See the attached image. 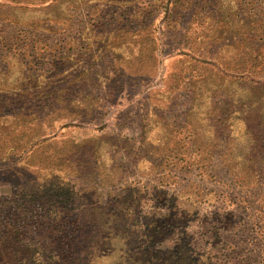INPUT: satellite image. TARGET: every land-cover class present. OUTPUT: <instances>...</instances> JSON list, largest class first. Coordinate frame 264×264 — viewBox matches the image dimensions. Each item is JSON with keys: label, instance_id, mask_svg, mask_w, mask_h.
I'll return each instance as SVG.
<instances>
[{"label": "rangeland", "instance_id": "rangeland-1", "mask_svg": "<svg viewBox=\"0 0 264 264\" xmlns=\"http://www.w3.org/2000/svg\"><path fill=\"white\" fill-rule=\"evenodd\" d=\"M197 237L202 264L264 253V0H0V264H174Z\"/></svg>", "mask_w": 264, "mask_h": 264}, {"label": "trees", "instance_id": "trees-1", "mask_svg": "<svg viewBox=\"0 0 264 264\" xmlns=\"http://www.w3.org/2000/svg\"><path fill=\"white\" fill-rule=\"evenodd\" d=\"M252 199V196H251ZM118 205H122V212H118ZM126 205V202H122V201H116V204H113V206L117 209H112L111 211V217L114 218V221L112 223V228L110 229V233L109 235L107 234V237H104L105 239L108 238V236L111 235L112 232H118L119 228H126V224L125 222L127 221L126 218H128L129 216L132 217V215H130V213L128 212L129 209H123V207ZM79 221V220H78ZM152 223L149 222H145L144 219L139 221V225L138 228L139 231L141 232L140 237L143 238L144 242H138L139 244L142 245H146L148 243H152L155 239V236H157L159 234V229L157 227H155L156 221L154 217L151 218ZM147 227V228H146ZM50 235H49V240H47V242H49V246H57L58 243L62 244L61 242H56V238H58V236L62 235L63 231H58V229H53L50 228ZM99 230V229H98ZM94 233V230L91 232H89L88 229L83 228V227H76L74 231H69L67 230V237H66V253L67 252H71L73 246H77L79 243L81 242H85V240L91 238L92 234ZM97 236H100V231L96 232ZM136 233V231H135ZM94 235V234H93ZM63 236V235H62ZM76 236V244L73 245V237ZM186 236L188 238H185L186 240H194L195 238L193 237H189V235L186 234ZM220 237V235H219ZM222 237H220L221 239ZM81 240V241H80ZM208 239L206 237L203 238H196V241L190 243L188 242L185 245H182L179 250H177V256H174V258H176L175 263L174 264H202L201 261H203L202 259L206 258L207 255H209V253H201L203 252L202 249L200 250V247L207 243ZM79 242V243H78ZM228 246H230V248H232L234 250H238L239 249V245L233 244V243H229L227 244ZM226 245V246H227ZM63 246V245H62ZM61 246V247H62ZM47 247V245H46ZM79 248H81L79 246ZM252 250L249 251V253L247 255H245L244 258V264H249L250 261H254V262H258V264H264V253L262 250L260 251H256L257 247H254V245H252ZM221 251H218V253H220ZM242 261V262H243ZM230 262V261H229ZM51 262L48 261L47 264H50ZM230 264V263H229Z\"/></svg>", "mask_w": 264, "mask_h": 264}]
</instances>
